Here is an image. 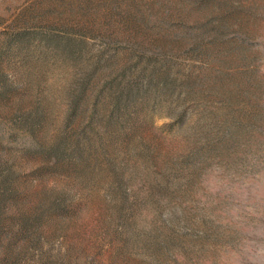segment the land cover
Here are the masks:
<instances>
[{"label": "rangeland", "instance_id": "1", "mask_svg": "<svg viewBox=\"0 0 264 264\" xmlns=\"http://www.w3.org/2000/svg\"><path fill=\"white\" fill-rule=\"evenodd\" d=\"M1 94L23 171L83 138L28 264H264V0H0Z\"/></svg>", "mask_w": 264, "mask_h": 264}, {"label": "trees", "instance_id": "2", "mask_svg": "<svg viewBox=\"0 0 264 264\" xmlns=\"http://www.w3.org/2000/svg\"><path fill=\"white\" fill-rule=\"evenodd\" d=\"M159 75L153 73L142 79L147 81L146 85L149 87L156 84L166 85L168 76L163 77L166 80L155 78ZM142 81L134 83L137 87L114 86V101L118 108H129L136 101L137 96L143 92ZM86 85L88 84L84 86ZM86 88L84 87L81 97L84 96ZM4 98L1 94L0 99ZM78 100L75 110L78 109ZM82 142L80 133L75 138L66 136L51 147L28 149L21 159L42 160L44 165L27 173L19 166V161L6 152L7 149L5 150L0 139V264H28L29 257L38 251V245L44 239L40 234L44 219L53 217L59 220L71 215L63 195L54 198L49 196L47 200L41 197L39 187L43 179L55 171L72 172L79 169L76 165L83 156Z\"/></svg>", "mask_w": 264, "mask_h": 264}]
</instances>
